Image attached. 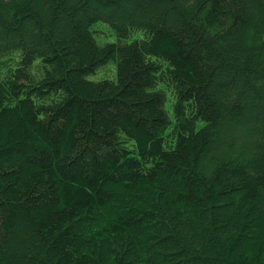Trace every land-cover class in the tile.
I'll return each instance as SVG.
<instances>
[{"label": "trees", "instance_id": "trees-1", "mask_svg": "<svg viewBox=\"0 0 264 264\" xmlns=\"http://www.w3.org/2000/svg\"><path fill=\"white\" fill-rule=\"evenodd\" d=\"M0 264H264V0H0Z\"/></svg>", "mask_w": 264, "mask_h": 264}, {"label": "rangeland", "instance_id": "rangeland-1", "mask_svg": "<svg viewBox=\"0 0 264 264\" xmlns=\"http://www.w3.org/2000/svg\"><path fill=\"white\" fill-rule=\"evenodd\" d=\"M100 25L101 24H96L94 26V29L95 30L99 29ZM103 32H105V31H103ZM96 37H97V40L101 43L100 39H104V34H99ZM114 76H115V64L109 63V64L103 66L102 68L96 70L95 74L93 76H90L89 79H91V80H99V79H102V78L114 79ZM166 107H167V109L169 107L168 100H167V103H166ZM29 263H30V261H29Z\"/></svg>", "mask_w": 264, "mask_h": 264}]
</instances>
